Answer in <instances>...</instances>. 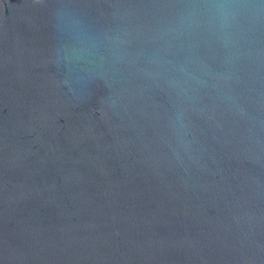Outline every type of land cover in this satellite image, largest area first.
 Segmentation results:
<instances>
[{
	"label": "water",
	"instance_id": "1",
	"mask_svg": "<svg viewBox=\"0 0 264 264\" xmlns=\"http://www.w3.org/2000/svg\"><path fill=\"white\" fill-rule=\"evenodd\" d=\"M0 264H264V0H0Z\"/></svg>",
	"mask_w": 264,
	"mask_h": 264
},
{
	"label": "clouds",
	"instance_id": "2",
	"mask_svg": "<svg viewBox=\"0 0 264 264\" xmlns=\"http://www.w3.org/2000/svg\"><path fill=\"white\" fill-rule=\"evenodd\" d=\"M220 15L224 16L225 18L233 13L238 5L231 4V3H226V2H221V3H216L212 6Z\"/></svg>",
	"mask_w": 264,
	"mask_h": 264
}]
</instances>
